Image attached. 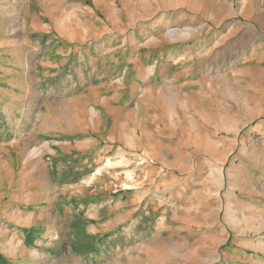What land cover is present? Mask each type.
I'll use <instances>...</instances> for the list:
<instances>
[{"label":"rangeland","instance_id":"1","mask_svg":"<svg viewBox=\"0 0 264 264\" xmlns=\"http://www.w3.org/2000/svg\"><path fill=\"white\" fill-rule=\"evenodd\" d=\"M0 264H264V0H0Z\"/></svg>","mask_w":264,"mask_h":264},{"label":"bare ground","instance_id":"2","mask_svg":"<svg viewBox=\"0 0 264 264\" xmlns=\"http://www.w3.org/2000/svg\"><path fill=\"white\" fill-rule=\"evenodd\" d=\"M10 0H3V2H9ZM1 6H2V3H1ZM96 6V11H97V13L100 15V16H103L104 18H105V20L107 21V23H109V24H111L113 21V18L112 17H114V14H113V12L108 8V6L107 5H105L103 2L102 3H100L99 5H95ZM126 11V8L124 9V11H123V13ZM60 28V30H61V33H63L64 34V38H65V41H66V43L68 44L69 42H70V36L71 35H68L67 33H68V31L64 28V26H60L59 27ZM66 32V33H65ZM6 48V47H5ZM4 112L6 113V111H3V115L2 116H4ZM1 121H3L4 122V118L1 120ZM22 153V155H24V150L21 152ZM109 163H107V165H108ZM109 166V165H108ZM22 171V170H21ZM96 173H99V170H96ZM89 182V181H88ZM87 182V183H88ZM122 187L123 188H127L128 187V184L126 183V184H122ZM3 199V198H2ZM29 200V199H28ZM36 200V199H35Z\"/></svg>","mask_w":264,"mask_h":264},{"label":"crops","instance_id":"3","mask_svg":"<svg viewBox=\"0 0 264 264\" xmlns=\"http://www.w3.org/2000/svg\"><path fill=\"white\" fill-rule=\"evenodd\" d=\"M41 37H43V36H41Z\"/></svg>","mask_w":264,"mask_h":264}]
</instances>
